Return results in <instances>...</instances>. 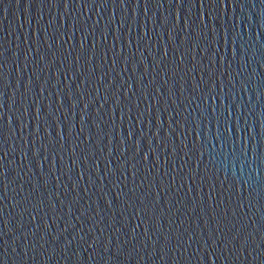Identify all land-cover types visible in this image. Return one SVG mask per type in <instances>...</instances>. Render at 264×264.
<instances>
[{"label":"water","instance_id":"obj_1","mask_svg":"<svg viewBox=\"0 0 264 264\" xmlns=\"http://www.w3.org/2000/svg\"><path fill=\"white\" fill-rule=\"evenodd\" d=\"M0 264H264V0H0Z\"/></svg>","mask_w":264,"mask_h":264}]
</instances>
